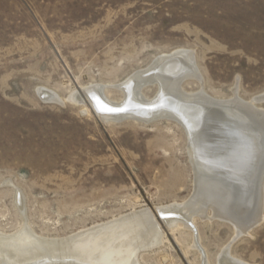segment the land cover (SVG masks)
Here are the masks:
<instances>
[{
    "label": "rangeland",
    "instance_id": "1",
    "mask_svg": "<svg viewBox=\"0 0 264 264\" xmlns=\"http://www.w3.org/2000/svg\"><path fill=\"white\" fill-rule=\"evenodd\" d=\"M178 49L199 69L181 84L186 92L263 97L264 0H0V232L27 225L61 239L151 211L164 235L139 252L140 264H220L222 253L264 264V220L236 237L207 205L190 227L161 218L160 207L197 197L179 124L107 122L82 93L100 85L119 103L118 84ZM41 88L62 103L44 101Z\"/></svg>",
    "mask_w": 264,
    "mask_h": 264
},
{
    "label": "bare ground",
    "instance_id": "2",
    "mask_svg": "<svg viewBox=\"0 0 264 264\" xmlns=\"http://www.w3.org/2000/svg\"><path fill=\"white\" fill-rule=\"evenodd\" d=\"M154 61L157 62L155 67L149 66L144 70L137 71L140 72L138 78L117 85L123 91L124 98L129 97L130 100H128L129 108L125 107L126 113L135 111L139 114H146L148 118L162 115L170 116V109H173V107L171 108L172 101L196 106V108L191 107L187 111L178 109L179 112H177H183L184 117L186 115L185 122L192 139L189 149H187L194 167H196V163L208 160L205 153L196 151V147L201 144L202 151L203 148L211 151V147L206 143H201L200 137L198 138L196 134H193L190 127L193 122L189 118V112L198 111L202 106L209 108L213 104L212 102L224 105L226 107L224 117L227 120L236 121L237 126H239L234 135H242L244 136L242 140L246 141L245 146H234L225 152L224 158H227L226 160L238 161L236 167L227 168L224 171L221 167L215 166V172L206 165L204 167L200 166L201 168H194L197 197L184 204L173 202V204L160 207L158 211L169 212L164 218L169 228L179 223L190 227L189 223L192 224L191 218L193 215L198 213L204 216L207 213L205 208L207 205L211 207L216 217L226 219L235 225L236 237L248 233L245 219L249 214L252 212L255 214L254 219H256L257 224L264 220L262 211L264 208V182L257 183L260 177L253 178L250 188H248L252 172H257L258 167L264 160V112L252 108L256 106L255 101L257 98L244 101L238 97L237 88L234 90V98L230 100L213 98L207 95L204 90L195 93L186 92L181 84L187 78L199 79V69L195 64L191 50L178 49L173 53L160 55ZM147 78L158 82L160 86L158 94L156 93L157 96L151 100L146 99L142 92L139 93L140 85ZM125 82H127L126 87L124 86ZM93 88H96V91L92 90ZM85 90L88 97L92 99L91 104L96 110L104 107L105 101L116 108H120L124 102L123 100L116 103L109 100L104 94V87L100 85H92ZM38 92L46 102L60 101L58 94H55V92L43 88L39 89ZM101 96H104V101ZM76 97L75 94L70 96L71 101H75ZM79 98L80 96H78ZM144 98L146 101H143ZM140 103L144 107L140 106ZM102 111L100 109L98 112L100 118L107 122L110 121L113 114ZM173 112L176 113V111ZM218 161L220 165L226 162L225 159ZM263 172L262 177L264 176ZM210 175H212V178ZM221 177L224 178V181H219ZM235 182L241 184L243 188H248V190H242L244 193L247 192L245 198L247 200L245 203H239L237 207L234 206L235 210L231 212L230 217L228 214L229 208L235 202H238L237 199H242V195H238L239 185H235ZM16 199L19 202V196ZM198 200L203 202L202 206L199 204L194 205ZM139 213L140 215H136V213L127 214L114 221L93 226L61 239L39 236L27 225L19 233L4 234L0 232V264H140L138 260L139 252L158 244L163 231L151 211L143 214ZM235 215L239 216L240 219L242 217L241 221L235 222L233 219ZM232 261L235 264H245L237 260Z\"/></svg>",
    "mask_w": 264,
    "mask_h": 264
},
{
    "label": "water",
    "instance_id": "3",
    "mask_svg": "<svg viewBox=\"0 0 264 264\" xmlns=\"http://www.w3.org/2000/svg\"><path fill=\"white\" fill-rule=\"evenodd\" d=\"M156 65H157V62L153 61L150 66L155 67ZM138 73H140V72L133 74L126 81L128 82V81H131V79L138 78V75H140ZM127 82H125L124 86L126 85ZM154 85L157 86L158 88L160 87L159 83L154 81L153 79H150V78L145 79L142 82V84L140 85L139 93L142 92L144 88H146L148 86H154ZM116 88L121 91V89H119L120 87L116 86ZM92 90L96 91V88H93ZM82 93L84 96L87 97L86 90H83ZM101 97L103 98V101H104L105 100L104 96H101ZM259 97H257V99L259 98V100L256 99V101H255L256 104L264 102V98H262V96H259ZM128 100H129V97L124 98V102H123L122 106H120V108L119 107L116 108L111 103L105 101L104 102L105 106L100 108V109H102L103 111L108 112L110 114H113V117H112V119H110V121H114V122H121V121H124L126 119H132V120L143 122V123H151V122L158 121V120L174 121L184 129V131L187 135V138H188V143L189 144L191 143L192 139H191V136L189 135V129L186 126V122H185L186 115L184 117L183 112L182 113H177V112H179L178 109L187 111L191 107L196 108V106H194V105L191 106V105H188L185 103H178V102L172 101L171 102L172 103L171 108L173 107V109H170V112H169L170 116L169 115H166V116L162 115V116H155V117H149L148 118L146 116V114H141V113L139 114V113H136L135 111L134 112L131 111V113H126L127 111H125V107L129 108ZM143 101H146L145 98ZM212 103L213 104H211V106L209 108L202 106L199 108L198 111L189 112V116H190L189 118H191V120L193 122V125H190L193 134H196L198 136V138L200 137L199 140L201 143H206L211 147V151L204 150V148L202 151V149L200 147L201 144L198 145L199 147H196V151L198 150L199 153L200 152L205 153V156L207 157L208 160L204 161V162L196 163V167H194L192 164L194 172H195L194 168H201V167H204L205 165L208 166L210 168V170H212L213 172H215V170H216L215 166L221 167L222 170H224V171H226L227 168L236 167L238 164V161H236V162L230 161V159L226 160L227 158H224L225 152L227 151V149H231L234 146H238V145L245 146V144H246V141L242 140V137H244V136H242V135H236L235 136L234 135L235 131L239 129V126H237L238 125L237 122L234 120H231V121L227 120L224 117V114L226 112L225 111L226 107L224 105L217 104L216 102H212ZM140 106H143V105L140 103ZM146 107H149V106H146ZM92 108H93L95 114L98 117H100L99 113H98L100 109L96 110L95 107H93V105H92ZM252 108L255 110H258V111H262V110H259L256 106H253ZM172 110L176 111V113H174ZM262 112H264V111H262ZM228 144H231V145L227 146ZM220 159H225V161H226L225 164H223V165L218 164L219 163L218 160H220ZM263 171H264V160L261 162V165L258 167L257 172L256 171L252 172L251 178L249 179L248 188H250V185H251L250 183H252L251 181L253 178H259L260 177V179H258L257 183L264 182V176L262 177V175H261ZM258 173H259V175H258ZM263 175H264V172H263ZM210 177L212 178V175H210ZM219 181H224V178L221 177ZM234 184L236 185L238 183L235 182ZM248 188H243V186L241 184L239 185L238 195H242V197L240 196L242 199H237L238 202H235L233 204V206H231L229 208L228 214L230 217L232 214L231 212H233L235 210V207H237L239 205V203H245L246 202L247 199H245V198L247 196V192L244 193V192H242V190L243 189L248 190ZM254 202H255V199H254ZM167 213H169V212L164 213V212L159 211V214H160L162 219L165 218ZM251 214H252V216H251ZM251 214H249V216H247V218L245 219V221H246L245 224L247 225V229L249 231L258 225L256 223V219H254L255 214H253V212ZM233 219L235 222L236 221L239 222V221H241L242 217L240 219L239 216L235 215V217H233ZM189 224L192 226L191 223H189ZM194 231L196 232V238H197L198 237L197 231L195 229H194ZM240 236H242V235H240ZM202 254H203V258H205V254H204L203 250H202ZM219 262H220V264H235L230 258H228V256H226L225 253L221 254V256L219 258Z\"/></svg>",
    "mask_w": 264,
    "mask_h": 264
}]
</instances>
